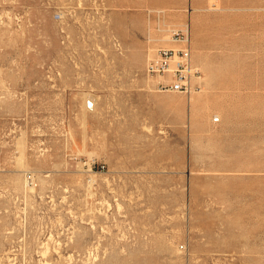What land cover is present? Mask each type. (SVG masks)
<instances>
[{"label":"rangeland","instance_id":"1","mask_svg":"<svg viewBox=\"0 0 264 264\" xmlns=\"http://www.w3.org/2000/svg\"><path fill=\"white\" fill-rule=\"evenodd\" d=\"M190 3L0 0V264H264V0Z\"/></svg>","mask_w":264,"mask_h":264},{"label":"built area","instance_id":"2","mask_svg":"<svg viewBox=\"0 0 264 264\" xmlns=\"http://www.w3.org/2000/svg\"><path fill=\"white\" fill-rule=\"evenodd\" d=\"M172 37L175 47L160 46L147 59L145 71L154 81L159 90H177L188 94L201 89L203 71L195 62L190 26L182 28H164ZM90 170L104 168L98 165L96 159L89 162ZM27 181L32 183L33 177L29 173Z\"/></svg>","mask_w":264,"mask_h":264},{"label":"crops","instance_id":"3","mask_svg":"<svg viewBox=\"0 0 264 264\" xmlns=\"http://www.w3.org/2000/svg\"><path fill=\"white\" fill-rule=\"evenodd\" d=\"M186 0H175V1H171V0H162V4L158 6V8H162V9H158L156 12L158 13H163V14H168L169 12L167 11H178L180 12L182 9H184V7L181 8V6H183L185 4ZM192 3H194V0H191V3L189 4V6L187 7H191L193 10H191L190 14H193V12H195L196 8H194L192 6ZM176 6V7H179V8H170V6ZM186 8V7H185ZM168 9V10H167ZM182 13V12H181ZM184 14H186V12L184 11ZM192 17V16H191ZM192 18H189V21H187V23H183V21L180 23L181 26H185L186 24H188L190 26V30H191V39H192V29H193V26H192V22L190 23V20ZM185 21V20H184ZM165 25H169V24H165ZM193 41V40H192ZM192 45H193V42H192Z\"/></svg>","mask_w":264,"mask_h":264},{"label":"bare ground","instance_id":"4","mask_svg":"<svg viewBox=\"0 0 264 264\" xmlns=\"http://www.w3.org/2000/svg\"><path fill=\"white\" fill-rule=\"evenodd\" d=\"M167 29H162V31H166ZM165 41L163 42V43H170L172 46H167V47H175V46H177L174 42H173V40H172V37H170V35H167V36H165L164 38H163ZM152 54V53H151ZM150 54V55H151Z\"/></svg>","mask_w":264,"mask_h":264}]
</instances>
